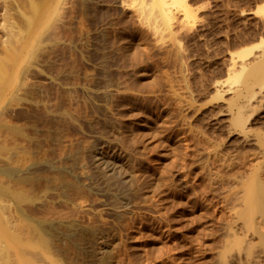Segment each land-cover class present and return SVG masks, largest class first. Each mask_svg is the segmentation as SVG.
Here are the masks:
<instances>
[{
	"label": "rangeland",
	"instance_id": "rangeland-1",
	"mask_svg": "<svg viewBox=\"0 0 264 264\" xmlns=\"http://www.w3.org/2000/svg\"><path fill=\"white\" fill-rule=\"evenodd\" d=\"M150 1L50 0L27 31L30 0H0V55L20 38L0 113L30 195L9 204L62 264H222L238 190L264 180V88L243 132L229 73L264 38V0H186L165 23Z\"/></svg>",
	"mask_w": 264,
	"mask_h": 264
},
{
	"label": "bare ground",
	"instance_id": "bare-ground-1",
	"mask_svg": "<svg viewBox=\"0 0 264 264\" xmlns=\"http://www.w3.org/2000/svg\"><path fill=\"white\" fill-rule=\"evenodd\" d=\"M185 1L186 0H151L150 2L151 8L158 11L165 23L170 19V5H174L178 8L185 6L186 9L187 1ZM257 8H259L260 12L261 10L264 11V4ZM29 9L30 11L25 14L27 31L40 26V21L49 12L50 0H30ZM185 11L187 12L186 15L189 16L190 13L188 14V8ZM49 18L50 15L45 21ZM18 43H20V38L17 39L14 37L8 40L4 51L0 55L1 98L11 87L16 86L20 81V78L11 77V66L16 63L19 52ZM256 49H260L261 52L254 54V56L253 52ZM238 55L243 62H241L237 69L234 70L233 68V71L231 69L229 70V73H231V84L237 85V87L235 86L236 88H233L234 95L232 99L230 98V105L234 110V114L232 113L234 125L245 132L249 129L248 122L251 116L250 111H253L258 103L248 106L244 103V99L254 97L257 87L260 86L262 90L264 88V38L238 51ZM251 55L254 58L251 57ZM249 56L252 60L247 59ZM225 83L224 85L227 86L230 82ZM231 84H229V86ZM230 87L229 89L232 90ZM217 89L220 91L219 88ZM235 108L237 109L236 111ZM248 109L250 110L248 111ZM11 128L12 125L5 120V114L2 110L0 113V264H41L43 262V257L49 259L54 264H62L60 261H55L50 255L52 253L50 242L36 231L37 228L32 225L29 220H17L15 210L16 208L19 209V207L16 206L15 208V206H13L15 208L13 210L12 206L9 204L11 198H18L22 202L28 201V198H30L25 188H20L22 182H16L17 185L12 179L16 172H19L18 168L24 167L26 158H23L22 161L24 151L23 145L13 139ZM4 135H6L5 138H3ZM8 136L11 140H9V138L7 139ZM262 146L264 147L263 144ZM258 170L253 172L254 175L252 173L253 176L250 177L251 179L249 178L250 180L244 178V180H247L241 187L242 191H240L241 188L238 190V192H243V195L239 193L236 195L242 196L244 204L243 206H239L240 203L242 204L243 202H240L239 205L237 204V211H239L235 212V215L233 214L234 216L232 219L234 224H241L240 226L244 232L242 234L243 240H241L242 236L239 239V236L235 234L236 236H234V239L235 237L238 239H235L236 241L234 240L232 243H226V246L227 244L229 245L227 248L225 246V251L229 252V255L226 254L222 256V258L224 256L226 257V259L223 258L224 261L221 262L222 264H264V180L260 175V170ZM17 180L19 181L20 179ZM244 180L241 178V182ZM19 184L21 185L19 186ZM240 198L238 197L237 199ZM19 212L20 214L17 212L18 216L24 214L23 209L22 211L20 209ZM254 238H257L258 241L256 240L257 242H254ZM225 251L223 252L226 253Z\"/></svg>",
	"mask_w": 264,
	"mask_h": 264
}]
</instances>
